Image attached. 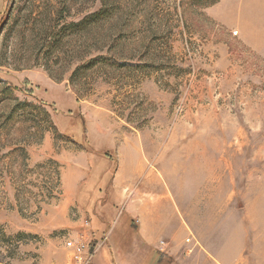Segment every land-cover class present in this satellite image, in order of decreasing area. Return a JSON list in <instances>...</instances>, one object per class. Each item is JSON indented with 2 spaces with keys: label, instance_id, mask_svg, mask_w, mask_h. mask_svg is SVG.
Segmentation results:
<instances>
[{
  "label": "rangeland",
  "instance_id": "1",
  "mask_svg": "<svg viewBox=\"0 0 264 264\" xmlns=\"http://www.w3.org/2000/svg\"><path fill=\"white\" fill-rule=\"evenodd\" d=\"M255 1L0 0V264H76L79 185L135 151L206 243L264 264Z\"/></svg>",
  "mask_w": 264,
  "mask_h": 264
},
{
  "label": "crops",
  "instance_id": "2",
  "mask_svg": "<svg viewBox=\"0 0 264 264\" xmlns=\"http://www.w3.org/2000/svg\"><path fill=\"white\" fill-rule=\"evenodd\" d=\"M250 37L249 45L257 48L264 31ZM137 152L121 161L106 189H101V183L107 171L101 176L96 171V186L89 193H83L82 184L78 187L76 202L89 221L84 232H90L98 264L114 260L115 264H251L246 256L227 257L222 247L213 249L206 243L185 221L184 209L175 204L170 179L148 169L145 157ZM97 188L104 193L97 196ZM121 230L122 242L117 237ZM108 232L112 238L104 243Z\"/></svg>",
  "mask_w": 264,
  "mask_h": 264
},
{
  "label": "built area",
  "instance_id": "3",
  "mask_svg": "<svg viewBox=\"0 0 264 264\" xmlns=\"http://www.w3.org/2000/svg\"><path fill=\"white\" fill-rule=\"evenodd\" d=\"M190 241V239H187ZM164 242H162L163 244ZM67 247L71 249L72 258L76 264H90L95 250H91V243L83 240H68Z\"/></svg>",
  "mask_w": 264,
  "mask_h": 264
},
{
  "label": "trees",
  "instance_id": "4",
  "mask_svg": "<svg viewBox=\"0 0 264 264\" xmlns=\"http://www.w3.org/2000/svg\"><path fill=\"white\" fill-rule=\"evenodd\" d=\"M94 246H95V245H92L91 248L94 249Z\"/></svg>",
  "mask_w": 264,
  "mask_h": 264
}]
</instances>
